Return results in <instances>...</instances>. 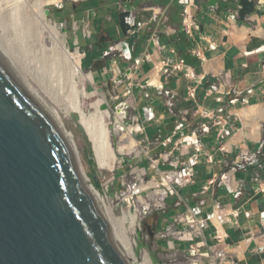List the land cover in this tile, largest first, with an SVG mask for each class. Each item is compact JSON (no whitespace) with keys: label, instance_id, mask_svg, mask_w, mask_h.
<instances>
[{"label":"crops","instance_id":"0c3cea01","mask_svg":"<svg viewBox=\"0 0 264 264\" xmlns=\"http://www.w3.org/2000/svg\"><path fill=\"white\" fill-rule=\"evenodd\" d=\"M243 1L196 0L193 37L182 28L183 0L70 1L74 32L77 27L74 47L77 32L85 40L82 44L78 38L83 70L93 81L89 90L119 102L123 114L136 110L142 125L164 126L152 139L140 126L160 171H178L170 162H188L195 156L190 145L203 146L192 184L202 186L194 193L196 205L188 207L204 203L200 220L216 212L233 225L222 244L212 240L214 226L207 225L208 247L201 251L215 258H200L202 264H264V193L255 182L264 181V0H248L253 6L245 17ZM130 14L141 25L135 34L125 22ZM87 20L91 39L84 37ZM181 60L195 78L185 72L156 75L160 62ZM183 119H188L185 128L177 131ZM218 204L222 209H216Z\"/></svg>","mask_w":264,"mask_h":264},{"label":"water","instance_id":"95a60500","mask_svg":"<svg viewBox=\"0 0 264 264\" xmlns=\"http://www.w3.org/2000/svg\"><path fill=\"white\" fill-rule=\"evenodd\" d=\"M0 264H134L74 122L1 47Z\"/></svg>","mask_w":264,"mask_h":264},{"label":"rangeland","instance_id":"374dc122","mask_svg":"<svg viewBox=\"0 0 264 264\" xmlns=\"http://www.w3.org/2000/svg\"><path fill=\"white\" fill-rule=\"evenodd\" d=\"M40 1L42 2V0H0V19L4 16H7L6 18L8 19V22H6L7 19L5 18V25L0 20V40H5V43H3L6 47L8 46L15 64L30 76L39 88L61 106L64 111L66 110L67 113V108L69 107L67 97L70 93L67 87L64 93L61 92L59 97L56 96L57 99L54 95L52 97L44 90V88H48L51 82H53L51 66L53 64L54 52H52L53 43L51 34L48 31H44V34L42 30L48 27L53 31H58L57 33L60 37L59 43H62L61 45L63 46L65 44L71 53L80 57L74 47L75 32L71 16L75 12L74 5L70 2L71 0H62L61 3L53 5H45ZM110 2L113 3L115 0H110ZM38 6L42 7L44 15L41 28L39 27L38 29L41 34L37 32V28L29 31L31 25L34 24L33 11ZM48 11L50 14H47ZM78 11L80 12L79 8ZM65 23L68 24L65 25ZM92 31L95 33L94 24ZM33 32L35 33L33 34ZM77 33L80 42L83 44L85 40L83 39L82 31ZM59 49L61 52H65L62 46ZM81 68L83 78L80 80V87H85L88 91V96L84 100L86 112L88 114L94 113L99 104H101L102 110L110 112L111 118L108 121L113 133V144L117 150L120 146L122 132L131 131V137L128 139V142L134 139L139 144L135 152L126 150V155H118L119 162L113 172L103 170L99 167L96 160L93 144L80 124L79 115L75 112L67 113L74 122L82 139L90 161L92 174L98 180V184L104 192L108 215H112L115 219L113 228L118 233L123 245L128 249V255L134 264H193L194 256L190 252V246L194 245L197 240L193 243H182L178 242L176 236L164 238L159 233L164 228L165 220L173 221L179 214L187 210V205H196L194 193L199 191L202 183L199 187L192 185L185 188H179L173 184L174 188L180 192L181 197L186 202V204L180 207L176 206L178 202L182 203V201L174 189L175 195L172 196L161 173L153 168V164L146 155L145 139L139 133L140 129L137 127V125L141 127L145 126L147 135L152 139L155 135L159 134V129H163L164 126L162 124L158 125L156 122L153 124L143 123L142 125L141 120L137 119L136 110L134 109L127 112L124 111V119L120 117L123 110L119 108V102L105 101L96 92L89 90L88 85L93 83L91 81V74L84 72L82 62ZM42 86L45 87L43 88ZM54 86L56 85L54 84ZM57 91L55 90L56 93ZM118 117L121 118V121L123 119V121L119 122ZM121 127L122 130H120ZM136 152H140L141 154L138 156ZM162 169L166 172L175 170L170 167H162ZM151 181L157 182L159 187L149 188L148 185ZM157 190L168 194L165 200L164 198L160 200L162 203L164 200L163 207L162 205L160 206L161 203L157 204L155 201L154 192ZM222 195L221 192L220 198L223 200ZM140 198L145 199L147 204H149V208L146 212L141 213L140 211L136 215L134 213L137 209L143 207L140 203ZM184 228L188 229L187 226ZM208 232L209 228L207 227L206 234ZM169 242H174V247H170Z\"/></svg>","mask_w":264,"mask_h":264},{"label":"built area","instance_id":"2783aa9c","mask_svg":"<svg viewBox=\"0 0 264 264\" xmlns=\"http://www.w3.org/2000/svg\"><path fill=\"white\" fill-rule=\"evenodd\" d=\"M74 3H78L82 0H72ZM195 1L196 0H183V10L181 15V22H182V28L183 31L189 36L193 37V31L197 27L196 18L193 12V8L195 7ZM125 22L130 28V33L135 34V30L137 28H140L141 25L137 21L136 16L133 14H130L125 17ZM149 26V24L144 25V27ZM77 31V27H75V32ZM84 37L86 39L92 38V32L90 29V25L88 20L86 21L85 28L83 29ZM75 51L79 53L81 58L85 56L84 53H82V50L80 48L78 38L76 35V42H75ZM131 52H126V55H130ZM198 56H200L199 53H197ZM179 72H185L186 76L188 78H191V73L189 72V69L186 66V62L184 60H181L177 64H172L170 62L164 61L160 62L158 66L156 67V75H162L167 74L170 75L172 73H179ZM192 97H194V91L190 93ZM188 119H183L182 123L177 127V131L183 130L185 128V125L187 123ZM204 132L209 131V129H204ZM142 133V129L140 130ZM139 132V133H140ZM171 142V141H169ZM192 149L194 150L195 156L191 157L188 162L185 163H172L173 166L176 167L178 171H169V172H162L159 169L160 161L154 160L150 158L149 153V147L146 149V155L150 159L151 163L153 164V168L158 170L159 173H161L164 182L167 181L170 182V187H168V191L171 192L172 196L175 195V192L179 195V198L181 199L182 203L178 202L176 206L180 207L184 204H186L185 200L181 197L180 192L177 191L174 188V185L178 186L179 188H183L185 186H189L194 184V177H195V167L198 165V158L199 155L204 152L203 146L198 142H194L190 145ZM221 151H226V148L222 147ZM212 161V158L210 157V162ZM180 169V170H179ZM217 180H211L209 182L208 187H212L216 184ZM255 182L259 185L260 192L264 193V181L260 180L259 178L255 179ZM174 184V185H173ZM175 190V192L173 191ZM236 196H240V194H236ZM204 203H201V207L199 208H190L187 205L188 213L184 215L177 216L173 221H165V227L162 231H160V236L164 238H169L170 236H176L178 239V242L182 243H193L196 240V243L194 245L190 246V252L194 256L193 258V264H202V261H200V258H215V256H210L209 253L201 251L203 248L208 247V240L205 236V229L207 228V225L209 223H212L214 226V232H213V238L212 240L217 242L218 244L225 243L228 239V232L229 227L233 225L229 220L225 219L222 215H219L218 213H213L211 216H209L205 220H200L199 218L202 216V210L201 208L204 206ZM217 210L222 209L221 206L218 204L216 206ZM240 214L239 210L235 211L234 217H238ZM245 216L247 218L251 217V213L247 212L245 213ZM193 218L194 220H191ZM262 219L264 220V212L262 213ZM188 229H185L186 227ZM186 235H189L190 237H186ZM174 242H169L170 247H174Z\"/></svg>","mask_w":264,"mask_h":264},{"label":"bare ground","instance_id":"6f19581e","mask_svg":"<svg viewBox=\"0 0 264 264\" xmlns=\"http://www.w3.org/2000/svg\"><path fill=\"white\" fill-rule=\"evenodd\" d=\"M36 2H38V1H36ZM42 2L45 5H53V4L61 3L62 0H42ZM47 14H49V13L47 12ZM32 15H34V20H33L34 24L31 25V28L29 31L37 28V32H39L38 29H39V27L41 28V24L43 23V20H44L42 7L38 6L37 8H35ZM6 17L4 16L0 19L4 25H5V18ZM6 22H8V19ZM32 27H33V29H32ZM44 31L45 32L48 31L52 36V43H53V51L52 52H54V55H53V64L51 66V70H52L51 75L53 77L52 81L54 83L51 82V85L49 86L50 88L49 87L44 88L45 86L44 87L42 86V87L44 88V90H46V92L50 96L53 97V95H54L55 98H56V96L59 97L61 92L64 93L65 88L67 87V89L70 92L68 94L69 96L67 97L68 106H69L67 108L68 109L67 113L75 112L79 115L80 124L83 126L87 136L89 137L90 142L93 144L95 157H96V160L99 164V167L103 170H108V171L113 172L116 169L117 163L119 162L118 161V155H120V154L126 155V150L131 151V152H133V151L135 152L136 148L138 149L139 144L134 139H131V141L128 142V139L131 137V131H128V132H122L121 133L122 136L120 138L119 149L117 150L114 147L113 140H112L113 133H112V130L110 128L109 121H108V119L111 118L110 112L102 110L101 104L98 105V107L94 113L88 114L85 110L84 100L88 96V91L85 87L84 88L80 87V80H82V78H83V73H82V68H81L82 60L80 58L81 56L79 57L76 54L71 53L65 44L63 46V45H61L62 43H59L60 37L57 33L58 31L57 32L53 31L48 27H46L45 30H42V33L45 34ZM34 33L35 32H33V34ZM39 34H41V33L39 32ZM1 37H3V36L1 35ZM3 39H5V38H3ZM38 40H39V37H38ZM4 41L0 40V47L13 61H15L14 58L11 56V52L8 49V46L7 47L5 46ZM61 46L65 52H61V50L59 49ZM191 76L193 78H195L194 72H192ZM54 84L56 86H54ZM55 90H58L57 93L55 92ZM55 98H53V99H55ZM66 107H64V108L66 109ZM65 112H66V110H65ZM120 117H122L124 119V114L123 113L120 114ZM120 117H118L119 122L121 121ZM123 119H122V121H123ZM137 127L141 130V127L139 125H137ZM120 130H122V127L120 128ZM124 143H125V145H124ZM136 154L139 156L141 153L136 152ZM170 183H171V181L170 182L167 181L165 184L168 187H170ZM148 186H149V188H158L159 184L155 181H151ZM154 195L156 197L155 201L157 202V204L161 203L160 206L162 205V207H163L164 206V200L168 196V194L166 192H162L160 190H157L156 192H154ZM161 198H164V200L162 199L163 203L160 202ZM140 203L142 204L143 207L137 209V211L134 213L136 215H138L140 213V211H141V213L146 212V210L149 208V204H147V202L145 201L144 198H140ZM109 219H110V222H111V225L113 228V225H115V219L112 215H109ZM191 220H194V219L191 218ZM113 231H114L116 237L118 238V240L120 241V243L122 244V246L124 247V249L126 250V252H128L127 251L128 249H126V247L121 242L120 237H119L118 233L116 232L115 228H113ZM186 237H190V236L186 235Z\"/></svg>","mask_w":264,"mask_h":264},{"label":"trees","instance_id":"16d2710c","mask_svg":"<svg viewBox=\"0 0 264 264\" xmlns=\"http://www.w3.org/2000/svg\"><path fill=\"white\" fill-rule=\"evenodd\" d=\"M251 6H253V4H250L249 3V1L248 0H244L243 1V10H242V17H245L246 15H248L247 13H248V9H249V7H251ZM74 7H75V5H74Z\"/></svg>","mask_w":264,"mask_h":264}]
</instances>
